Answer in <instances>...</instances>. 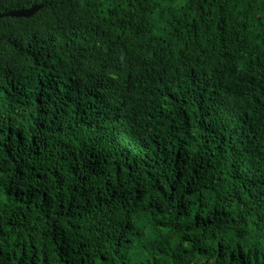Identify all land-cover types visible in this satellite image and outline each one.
<instances>
[{
	"label": "trees",
	"instance_id": "16d2710c",
	"mask_svg": "<svg viewBox=\"0 0 264 264\" xmlns=\"http://www.w3.org/2000/svg\"><path fill=\"white\" fill-rule=\"evenodd\" d=\"M0 264H264V0H0Z\"/></svg>",
	"mask_w": 264,
	"mask_h": 264
},
{
	"label": "water",
	"instance_id": "95a60500",
	"mask_svg": "<svg viewBox=\"0 0 264 264\" xmlns=\"http://www.w3.org/2000/svg\"><path fill=\"white\" fill-rule=\"evenodd\" d=\"M41 8H42L41 6H38V7H33L29 10L9 12V13L0 15V19L8 18V17H11V18H20V17L29 18L32 15H34V13L39 11Z\"/></svg>",
	"mask_w": 264,
	"mask_h": 264
}]
</instances>
